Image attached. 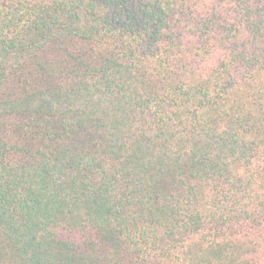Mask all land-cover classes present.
<instances>
[{"label": "trees", "instance_id": "obj_1", "mask_svg": "<svg viewBox=\"0 0 264 264\" xmlns=\"http://www.w3.org/2000/svg\"><path fill=\"white\" fill-rule=\"evenodd\" d=\"M264 0H0V264H264Z\"/></svg>", "mask_w": 264, "mask_h": 264}, {"label": "rangeland", "instance_id": "obj_2", "mask_svg": "<svg viewBox=\"0 0 264 264\" xmlns=\"http://www.w3.org/2000/svg\"><path fill=\"white\" fill-rule=\"evenodd\" d=\"M262 157L264 158V152H263V154H262Z\"/></svg>", "mask_w": 264, "mask_h": 264}]
</instances>
